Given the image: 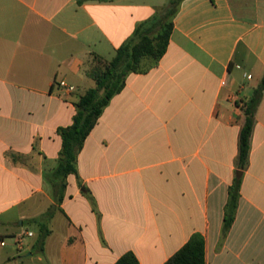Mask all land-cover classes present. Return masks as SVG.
Wrapping results in <instances>:
<instances>
[{
	"label": "crops",
	"instance_id": "crops-1",
	"mask_svg": "<svg viewBox=\"0 0 264 264\" xmlns=\"http://www.w3.org/2000/svg\"><path fill=\"white\" fill-rule=\"evenodd\" d=\"M168 1L0 0V264H115L127 253L165 264L194 234L206 264H264V92L238 168L243 107L264 76V0H184L166 54L113 97L56 202L58 130L95 86L94 56L112 60ZM53 206L40 250L32 219Z\"/></svg>",
	"mask_w": 264,
	"mask_h": 264
},
{
	"label": "trees",
	"instance_id": "trees-1",
	"mask_svg": "<svg viewBox=\"0 0 264 264\" xmlns=\"http://www.w3.org/2000/svg\"><path fill=\"white\" fill-rule=\"evenodd\" d=\"M93 0H78L79 4ZM105 2L108 0H95ZM184 0H169L150 20L137 26L132 37L123 43L115 57L107 61L94 56L95 65L89 70L95 87L88 89L75 103L76 113L73 122L61 127L58 133L62 140L59 164L53 173V190L57 204L64 198L66 179L77 174V156L87 137L96 126L105 108L113 97L121 93L132 74L145 73L156 65L166 54L174 30V18ZM264 92V76L254 91L250 101L243 107L245 124L239 137L238 168L245 169L250 152V139L255 124V114ZM241 189V180L235 179L229 188V201L224 216V229L228 230L234 222ZM57 211L53 206L44 214L32 219L39 227L37 246L43 249L51 231L49 221ZM115 264H139L133 253L122 256ZM165 264H206L205 240L201 234H194Z\"/></svg>",
	"mask_w": 264,
	"mask_h": 264
},
{
	"label": "built area",
	"instance_id": "built-area-1",
	"mask_svg": "<svg viewBox=\"0 0 264 264\" xmlns=\"http://www.w3.org/2000/svg\"><path fill=\"white\" fill-rule=\"evenodd\" d=\"M249 78H250V76H249ZM223 84H225V82H223ZM33 237H34V233L31 231H27L24 234L18 236L15 239V246H16L17 250H22L25 246V240L28 238H33ZM5 244L6 243L4 241L1 242V246H5Z\"/></svg>",
	"mask_w": 264,
	"mask_h": 264
},
{
	"label": "water",
	"instance_id": "water-1",
	"mask_svg": "<svg viewBox=\"0 0 264 264\" xmlns=\"http://www.w3.org/2000/svg\"><path fill=\"white\" fill-rule=\"evenodd\" d=\"M241 174H242V173H241V172H239V173H238V176H241Z\"/></svg>",
	"mask_w": 264,
	"mask_h": 264
},
{
	"label": "rangeland",
	"instance_id": "rangeland-1",
	"mask_svg": "<svg viewBox=\"0 0 264 264\" xmlns=\"http://www.w3.org/2000/svg\"><path fill=\"white\" fill-rule=\"evenodd\" d=\"M95 87V86H94ZM12 243V242H11Z\"/></svg>",
	"mask_w": 264,
	"mask_h": 264
}]
</instances>
